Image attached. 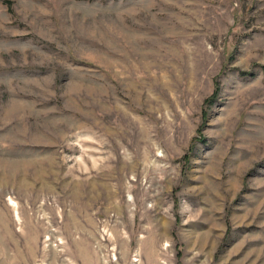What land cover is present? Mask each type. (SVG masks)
I'll return each mask as SVG.
<instances>
[{
    "label": "rangeland",
    "instance_id": "374dc122",
    "mask_svg": "<svg viewBox=\"0 0 264 264\" xmlns=\"http://www.w3.org/2000/svg\"><path fill=\"white\" fill-rule=\"evenodd\" d=\"M0 0V264H264V0Z\"/></svg>",
    "mask_w": 264,
    "mask_h": 264
},
{
    "label": "trees",
    "instance_id": "16d2710c",
    "mask_svg": "<svg viewBox=\"0 0 264 264\" xmlns=\"http://www.w3.org/2000/svg\"><path fill=\"white\" fill-rule=\"evenodd\" d=\"M6 3H9V1L6 0Z\"/></svg>",
    "mask_w": 264,
    "mask_h": 264
}]
</instances>
